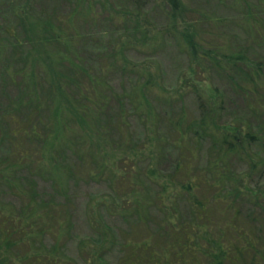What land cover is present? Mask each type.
Segmentation results:
<instances>
[{"label":"rangeland","instance_id":"obj_1","mask_svg":"<svg viewBox=\"0 0 264 264\" xmlns=\"http://www.w3.org/2000/svg\"><path fill=\"white\" fill-rule=\"evenodd\" d=\"M168 1L0 0V161L7 168V185L13 187L11 191L9 185L0 179V210H4L7 216L15 215L14 218H0L1 232L16 230L15 218L28 206V198H18L16 190L28 191L30 182H33L36 194L42 196L40 199L47 196V200L53 199L61 211H69L73 226L67 239L64 238L58 244L45 230L37 242L26 236L10 249L1 239L0 264L5 258L9 259L4 264H31L26 261V257L34 254L33 250L29 251V244H34L32 249L35 250H51L59 248V244L63 245V257L69 258L72 264H122L125 256L129 255L123 250L126 242L134 243L152 235L153 240L156 237L160 239L158 234L162 231V213L158 208L151 207L144 221H139L135 216L126 218V212L120 210L122 202L115 197L119 189H116V181L110 170H125L132 180L133 188L136 187L143 199L151 204L160 188L167 186L162 182L166 184V179H174V163L179 155V150L172 144L173 132L167 122L170 117H177L181 112L188 119L199 120L204 109L207 110L206 100L202 99L216 96L212 97L211 101L215 105L212 107H222L214 116L216 124L239 122L255 135L263 133L264 113L259 111L260 114H256L255 109L264 111V103L252 95H245L229 80L230 76L233 81L239 82L240 74L223 73V70L209 63H192L183 44L182 36L187 32H184L186 24L182 22L192 24L197 20L191 30L197 35L196 38L204 40L206 46L210 44L208 46L212 49V44L225 48L223 51L212 50V56H217L220 63L226 61L223 59L226 52L242 50L247 59L264 65V0H180L183 8L177 13L171 10ZM174 15L177 19L173 22L170 19L175 18ZM201 16L209 24H198ZM22 24L28 31L30 27L31 32L40 35L41 41L38 42L44 43L48 52L55 49L52 44H46L45 39L55 35L68 38L67 35L74 34L77 42L69 43L66 54L80 60L81 66L90 68L98 78L104 76L106 83L117 94L123 90L130 91L137 80L144 82L148 74H152L155 86L152 93L146 94L151 110L147 113L145 108L141 110L138 106L133 112L130 107H126L127 120L124 126L125 151L130 153V150L136 149L146 153L139 155L138 159L132 157L120 164L117 160L126 158L128 154L111 147L112 142L106 145L108 149H105L102 159L99 153L89 157L85 151L83 156L79 152L80 144L75 141L78 145L72 142L71 146H62L59 153L46 157L44 161L43 156L41 158L34 153L40 147L25 144L32 152L31 158L23 162L21 169L15 168L14 171L12 167L18 159L14 161L13 147L17 139L9 132L18 121H26L29 115L26 97L19 91L22 87L16 86V81L19 85L22 81L17 74L29 67L24 63L25 57L33 54L39 56L42 52L36 53L42 48L32 47L33 42L26 37L32 33L29 31L24 35ZM12 41L21 42L20 46L16 44V51L11 46ZM33 48L36 49L33 51ZM124 66L135 68L136 72L132 74L130 70L125 71ZM103 68H106L104 75L101 71ZM189 84L195 85L203 97L190 90L187 87ZM135 99L136 102L141 101L139 96ZM147 138L150 141L156 139L152 149L145 142ZM157 139L165 143L160 144ZM115 140L118 142L117 137ZM192 149H198L199 152L194 173L200 176L201 169L215 155L208 153V139L198 147L192 146ZM246 150L248 157L244 155L233 160L232 170L236 176L246 175L250 170V176L243 184L249 183L253 189L262 190L264 169L261 170L256 161L263 152L258 145L253 144ZM182 151L189 156L184 149L180 153ZM250 164L258 167L253 177ZM148 171H151L149 175ZM142 187H146L147 191ZM183 203L178 207L182 212L187 208V204ZM262 205L258 207L261 218L264 217V202ZM250 207L245 204L243 209L248 211ZM98 217L103 219L109 231H105L106 240L103 241L96 238L97 230L93 228ZM64 221H68V216H64ZM105 252L107 255L103 257Z\"/></svg>","mask_w":264,"mask_h":264},{"label":"trees","instance_id":"obj_2","mask_svg":"<svg viewBox=\"0 0 264 264\" xmlns=\"http://www.w3.org/2000/svg\"><path fill=\"white\" fill-rule=\"evenodd\" d=\"M168 2L171 10L176 13L183 8L180 0ZM249 12L248 14L251 13ZM176 19L177 17L170 20L174 22ZM253 20L257 21L256 18ZM199 21L198 24H209L202 16ZM182 23L186 24L184 32H187L182 36L183 44L192 63L199 65L209 63L216 69L223 70V73L224 71L234 73L235 76L240 74L239 82L233 81L230 76L229 80L245 95H252L264 103L263 63L247 59L242 50L226 52V57H223L226 61L220 63L217 56H212V50L223 51L225 48L212 44V49L208 46L210 44L206 46L204 40L197 39V35L191 31L197 20L192 24ZM21 26L24 35L31 32L30 27L28 31L24 24ZM50 29L53 28L50 26ZM31 33L26 37L33 42L32 47L42 48L36 53L42 52L39 56L33 54L25 57L24 63L29 67H25L24 71L17 74L22 81L20 85L16 81V86L22 87L19 91L26 97L29 115L27 114L26 121H18L9 132L17 139L13 147L14 161L18 159L12 167L14 171L15 168L21 169L23 162L29 161L28 157L31 158L32 152L26 145L40 147V150H34V153L41 158L43 156L44 161L46 157L59 153L62 146L68 144L71 146L75 141L80 144L75 142L83 156L86 151L89 157L99 153V157L104 159V151L108 149L110 142L111 147L127 153L124 142L126 107L136 112L135 108L139 106L141 110L145 108L149 113L151 106L146 94L152 93L155 86L152 74H148L149 77L145 78L144 82L137 80L130 91L123 90L117 94L106 83L104 76L102 79L98 78L90 68L82 67L80 60L66 54L69 43L77 42L74 34L67 35L68 38L55 35L56 37L45 39V43L52 44L54 46L52 48L55 49L48 52L43 46L45 44L38 42L41 41L40 35L38 36L36 32ZM18 43L20 46V41L16 43L12 41L14 51ZM63 47L66 49L61 50ZM226 67L231 68L225 70ZM123 69L130 70L132 74L136 72L135 68L132 69L130 66H124ZM101 71L104 75L106 68ZM187 87L200 98L203 97L195 85L189 84ZM138 96L141 101L136 102L135 97ZM212 97L216 96L202 99L206 100L207 110L203 107L204 112L201 113L199 120L188 119L183 112L177 114L178 118H169L167 124L174 134L172 144L179 150L174 163V179H166V184L162 182L167 186L160 188V192L153 196L151 204L147 199H143L136 187L133 188L132 180L128 178L125 170L118 169L116 172L110 170L116 181V189H119L115 197L122 202L120 210L126 212V218L135 216L139 221H144L148 218L151 207L158 208L163 215V224L160 225L162 231L158 234L160 239L156 237L153 240L152 235L134 243L126 242L123 250L129 252V255L125 256L122 264H264V217L261 218V212L258 210L259 206H263L264 189H253L249 183L243 184V181L249 178L250 170L246 175L243 173L236 176L231 167V162L236 158L244 155L248 157L246 149L253 144L258 145L263 152L256 162L261 170L264 169V126L261 127L263 133L255 135L239 122L216 124L214 116L222 107L217 109L212 107L215 106L211 101ZM259 111L264 113L261 109H255L256 114H260ZM157 118L159 119L158 115ZM116 137L118 142L115 140ZM207 139L210 140L208 153L215 156H212L201 169L200 177L194 173L195 159L199 152L198 149H192V146L198 147ZM145 140L152 149L156 139ZM157 142L165 143L162 139H157ZM183 149L189 156L183 154V151L180 153ZM146 152L140 153L132 149L128 155L125 154L126 158L120 160V157L119 161L116 160L122 164L132 157L138 159L139 155ZM250 166L253 177L258 167L252 164ZM6 172L4 162L0 161V179L7 185L9 181L6 180ZM150 172L146 173L149 175ZM9 188L13 190L10 185ZM27 188L28 191H21L19 188L16 190L18 198L23 196L28 198L27 208L15 218L16 230L3 233L0 228V240L2 239L3 244L10 249L26 236L34 243L37 242L43 230L51 235L57 244L64 238L66 240L73 227L69 211L66 209L61 211L53 199L47 200V196L40 199L42 196L36 194L33 182H30ZM143 190L147 191V188ZM181 203L187 204L184 212L178 208ZM245 204L251 206L248 211L243 209ZM65 215L68 216L67 222L64 221ZM3 217L14 218L15 215L7 216L4 210H0V218ZM95 219L93 228L97 230L96 238L103 241L106 238L105 231L108 229L102 218ZM58 246L59 248L54 247L51 250L45 248L35 250L32 249L34 244H29V251L33 250L34 254L24 260L30 261L31 264H72L69 258L63 257V245ZM105 255L106 252L103 253V257ZM8 259L5 258L6 261ZM5 260L3 259L1 264H4Z\"/></svg>","mask_w":264,"mask_h":264}]
</instances>
